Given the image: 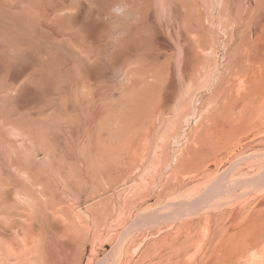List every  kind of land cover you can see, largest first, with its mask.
Segmentation results:
<instances>
[{
  "label": "rangeland",
  "instance_id": "rangeland-1",
  "mask_svg": "<svg viewBox=\"0 0 264 264\" xmlns=\"http://www.w3.org/2000/svg\"><path fill=\"white\" fill-rule=\"evenodd\" d=\"M0 0V264H264V0Z\"/></svg>",
  "mask_w": 264,
  "mask_h": 264
},
{
  "label": "clouds",
  "instance_id": "clouds-1",
  "mask_svg": "<svg viewBox=\"0 0 264 264\" xmlns=\"http://www.w3.org/2000/svg\"><path fill=\"white\" fill-rule=\"evenodd\" d=\"M111 14L117 18H129L132 16V10L128 0H119L112 9Z\"/></svg>",
  "mask_w": 264,
  "mask_h": 264
}]
</instances>
